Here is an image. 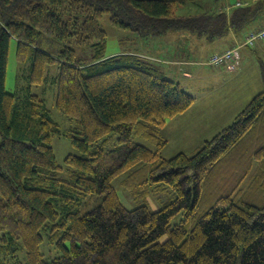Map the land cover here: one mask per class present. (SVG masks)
Listing matches in <instances>:
<instances>
[{
    "label": "trees",
    "instance_id": "16d2710c",
    "mask_svg": "<svg viewBox=\"0 0 264 264\" xmlns=\"http://www.w3.org/2000/svg\"><path fill=\"white\" fill-rule=\"evenodd\" d=\"M222 1L0 0V264H264V90L196 151L166 158L159 130L196 96L153 47L106 52V14L152 44L169 32L214 41L264 27V0L229 11ZM12 40L23 67L9 91ZM43 84L56 85L71 122L61 126L34 92ZM57 136L79 152L64 164Z\"/></svg>",
    "mask_w": 264,
    "mask_h": 264
},
{
    "label": "rangeland",
    "instance_id": "374dc122",
    "mask_svg": "<svg viewBox=\"0 0 264 264\" xmlns=\"http://www.w3.org/2000/svg\"><path fill=\"white\" fill-rule=\"evenodd\" d=\"M258 0H242L236 2L235 0L229 1L232 4L235 3V6H239L238 3L247 4L253 3ZM227 0H223L221 4H225ZM227 10V8L224 7ZM263 16V14H261ZM262 18L254 19L251 23H249L250 27L259 26L262 23ZM103 27L108 32V47H107V55H114L122 52L123 50H144L147 47H153V51H149L151 55H156L162 57L168 63L162 64L163 67L166 69V75L168 78H171L175 81L181 83V85L189 91L193 96L200 97V102L198 107L195 108L194 113L190 114V111L187 113H182L174 118L168 120V125L162 128L161 133L159 130V136L164 135L168 142L162 148V155L166 158L174 157L177 154L184 152L187 154H191L196 151L198 148L204 145L206 140H211L214 136H216L219 132L223 130L226 126L231 124L236 116L242 111H237V107L235 106L236 110L230 113H222V104L226 103L228 100H233L235 96L239 97L241 94V87L235 88L234 91H230L227 94H223L218 88L210 89L208 85L210 83L202 81V79H196L195 81H187L184 75L181 74L179 71V64H177V60L180 58H188L193 61L196 60H204V58H200L199 55H195L190 48H187L186 42L183 36L180 38L178 35L180 34H173L176 32H172L170 34H163L161 36L154 37L152 44V40L144 39V37L139 36L135 32L131 30L122 29L116 27L111 24L109 14H106L102 19ZM173 35H177V39L174 38ZM159 37V38H158ZM165 45L164 47L159 45ZM170 44L171 47L168 45ZM147 45V46H146ZM146 46V47H144ZM216 45L212 44V47ZM16 50H17V43L15 40L11 41L10 51H9V60H8V71H7V83L6 88L9 91H14L17 85L18 80V72L20 73L21 68L23 67L20 64L16 57ZM94 50L89 46H79L77 47L78 56L83 60H88L92 57ZM260 55L264 60V54L260 51ZM162 60V59H161ZM175 63H171L174 62ZM164 63V62H162ZM260 64V61H258ZM177 65V66H176ZM183 65H181L182 67ZM260 66V65H259ZM186 67V66H185ZM199 67H202L204 72H211V68L206 63L200 64ZM176 69L180 72L176 75ZM172 70V71H170ZM177 71V73H178ZM58 69L57 67H52L49 70V74L52 76L57 74ZM255 84L254 88H257V91L252 94V97L249 101L259 92L264 90V84L261 83V80L257 79L255 73H253ZM251 76V77H252ZM250 77V78H251ZM222 81L225 82L228 78L227 76L223 75ZM250 78L248 79L251 83ZM204 83V85H203ZM218 82L216 81L215 84ZM214 84V85H215ZM192 86V87H191ZM259 87V88H258ZM34 92L42 96L46 99L47 105L49 109H51L53 113V117L56 121H58L61 126L62 122L70 121L67 117L62 115L59 110L56 108V85L53 84L52 86H47V84L39 85L38 87L34 86ZM222 95V96H220ZM206 99H210V103L203 107V103ZM248 101V102H249ZM206 109H210L211 112L207 113ZM71 122V121H70ZM65 123L63 127H65ZM162 134V135H161ZM137 142L144 143L151 148H158V145L153 143L152 141L143 140L142 138H136ZM53 147L55 149L57 159L59 163L64 164V159L66 155L70 152L78 154L79 152L73 146L71 139L68 137H55L53 139ZM227 160V159H226ZM124 203L127 207L132 208L126 200L124 199L123 195H121ZM183 216H177L174 222H180Z\"/></svg>",
    "mask_w": 264,
    "mask_h": 264
},
{
    "label": "crops",
    "instance_id": "0c3cea01",
    "mask_svg": "<svg viewBox=\"0 0 264 264\" xmlns=\"http://www.w3.org/2000/svg\"><path fill=\"white\" fill-rule=\"evenodd\" d=\"M229 1L233 0H227L225 4V8L229 11L235 6V3L238 1L242 0H235V3H231ZM172 32H169L170 34ZM173 34H180L178 37L180 38L183 36L184 40H187L186 47L190 48L191 51L194 52L195 55H199L200 58H204V60H196L193 61L188 58H180L179 60L171 62V63H177L179 64V71L181 72L182 75H184L187 79V81H195L196 79H202L204 82L210 83L208 87L210 89H215L218 88L223 94H227L230 91H234L235 93V88L236 87H241L240 89L241 94L239 97L235 96L233 100H228L226 103L222 104V109H221V114L222 113H230L234 112L236 110L235 106L237 107V111L243 110V108L249 103V99L252 97V94H254L257 91V88H254L255 80L253 73L257 76L258 80H261V83L264 84L262 74H261V68L260 64L258 63L259 58H262L260 55V51L264 54V41H260L257 43L254 49L245 47L241 49V63L238 66V69L232 72H227L223 71L221 68L214 67L212 65H209L207 63L209 57L215 53V52H220L222 50L228 49L233 47L238 40L242 41L243 37L245 34L242 36H236L234 35V32H230V34L224 38H220L214 41H209L205 37H198L196 35H192L190 33H183V32H178V33H173ZM174 38L177 39V35H173ZM212 44L216 45L212 47ZM161 46H165L159 43ZM170 47L171 45L168 44ZM157 59H163L160 56H156ZM206 63L207 65L210 66L211 72H204L202 67H199L200 64ZM181 65H183L181 67ZM177 66V65H176ZM186 66V67H185ZM178 71V69H176ZM175 72L176 75L179 74L180 72L178 71ZM225 75L227 76V80L225 82L222 81V76ZM252 76V77H251ZM251 77V78H250ZM251 80V83L249 82V79ZM218 82L215 84V82ZM215 84V85H214ZM204 85V83H203ZM192 87V86H191ZM238 87V88H239ZM259 88V87H258ZM222 96V95H220ZM200 97L196 96V101L194 104L184 112L187 113L190 111L191 113H194L195 108L198 107V104L200 102ZM210 99H206L203 103V107L208 105L210 103ZM235 105V106H234ZM207 113H210V109H206ZM168 125V122L166 126Z\"/></svg>",
    "mask_w": 264,
    "mask_h": 264
},
{
    "label": "built area",
    "instance_id": "2783aa9c",
    "mask_svg": "<svg viewBox=\"0 0 264 264\" xmlns=\"http://www.w3.org/2000/svg\"><path fill=\"white\" fill-rule=\"evenodd\" d=\"M240 5V3H238ZM264 40V27L259 30L247 32L242 44L214 53L210 56L208 63L214 67L223 68L225 71H234L240 65V49L244 45L254 46L257 41Z\"/></svg>",
    "mask_w": 264,
    "mask_h": 264
},
{
    "label": "bare ground",
    "instance_id": "6f19581e",
    "mask_svg": "<svg viewBox=\"0 0 264 264\" xmlns=\"http://www.w3.org/2000/svg\"><path fill=\"white\" fill-rule=\"evenodd\" d=\"M237 69H238V67L235 70H237Z\"/></svg>",
    "mask_w": 264,
    "mask_h": 264
}]
</instances>
